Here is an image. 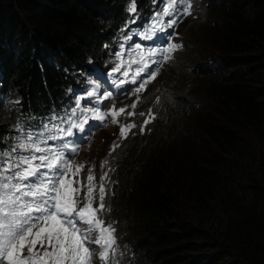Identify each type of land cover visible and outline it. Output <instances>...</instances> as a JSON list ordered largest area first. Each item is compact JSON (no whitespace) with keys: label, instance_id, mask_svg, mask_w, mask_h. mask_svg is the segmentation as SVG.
<instances>
[{"label":"trees","instance_id":"trees-1","mask_svg":"<svg viewBox=\"0 0 264 264\" xmlns=\"http://www.w3.org/2000/svg\"><path fill=\"white\" fill-rule=\"evenodd\" d=\"M153 1L135 0L136 9L147 13ZM197 1L204 13H196L192 0L171 42L180 47L165 67L195 64L184 74L204 95L182 99L167 91L155 109L165 123L164 145L147 143L152 125L140 137L134 127L128 133L146 151L131 144L113 150L109 139L115 161L103 164L104 174L114 181L94 182L93 175V207L103 184L104 209L112 212L111 221L99 213L115 229L110 264H264V0ZM131 3L0 0V95L15 93L20 103L0 111V152L21 120L30 121L33 135L61 123L74 107L66 96L73 77L88 62L104 63ZM194 24L205 30L187 46L178 31ZM81 172L70 180L82 206L90 174ZM99 251L92 252V264H101Z\"/></svg>","mask_w":264,"mask_h":264},{"label":"snow or ice","instance_id":"snow-or-ice-1","mask_svg":"<svg viewBox=\"0 0 264 264\" xmlns=\"http://www.w3.org/2000/svg\"><path fill=\"white\" fill-rule=\"evenodd\" d=\"M127 11L136 12L135 0H132ZM190 14L191 0H168L162 13L154 15L152 25L140 38L150 40L158 32H166L161 17ZM177 22L175 18L169 19L167 27L171 28ZM129 23H135V18ZM171 37L172 34L168 33L169 42L166 46L148 49L146 55L133 61L138 67L133 69L130 64L121 73L125 79L113 78L112 84L117 88L125 83L136 84L134 91L141 92L150 79L158 74L159 66L169 60L171 53L180 47L170 42ZM126 39L131 40L132 37L127 36ZM135 48L142 53L145 51L139 44ZM157 56L161 58L156 59ZM152 64L158 67L149 71ZM121 67L122 64L116 65L113 71H119ZM129 72L135 74L129 76ZM100 87V83L93 82L86 93L75 100V106L61 118L59 125L51 128L44 126L45 131L54 133L53 135L45 137L43 133L33 135L31 132L24 135L23 126L18 124L17 131L21 135L17 137L15 147L8 152H0V264H92L94 249L90 247L91 244L100 246L101 264H110V256L115 254V229L110 225L104 226L103 220L99 218V213L105 208L104 185L99 186L100 203L98 207H93L96 188L92 184L94 177L90 174L87 193L81 206L78 199L80 189L72 187L74 181L68 180L67 176L70 171L72 175L78 174L83 165L73 166L66 157L64 150L69 149V143L56 148L45 146L49 139L77 137L78 133L84 135L77 138H90L97 126L89 124V120L104 122L107 115H112V122H118L116 116L125 113L126 109L120 108L117 111L114 107L111 113H104L100 104L111 98L113 93L105 91L101 94ZM90 97L94 98L92 106H83L81 101ZM131 107L135 109L136 104L133 103ZM127 115H135V112ZM147 123L149 120L144 121L145 125ZM65 124L67 127H64ZM134 127V123L122 125L121 138H126ZM143 131L144 128L141 127V133ZM118 146L114 144L113 150ZM70 151L77 153L78 147L73 146ZM93 232L98 233L94 240L91 239ZM37 245L40 247L37 248ZM111 264H115V261L112 260Z\"/></svg>","mask_w":264,"mask_h":264},{"label":"rangeland","instance_id":"rangeland-1","mask_svg":"<svg viewBox=\"0 0 264 264\" xmlns=\"http://www.w3.org/2000/svg\"><path fill=\"white\" fill-rule=\"evenodd\" d=\"M195 10L196 13H199L201 15L202 13H204L202 6L199 5V1L197 0L195 4ZM204 30L205 29L200 25L198 26L197 24H194L191 25L188 31L185 32L180 29L178 33L181 39L184 41L185 45L189 46L194 37L196 35H201ZM185 41H188V43H186ZM206 50H208V48H206ZM165 66L166 64L161 68L155 78H152L149 83L146 84L145 88L141 92L136 93L135 91H132L127 97L119 99L112 104V106L115 108H126L127 111L122 116H120V118L117 120V123L112 122L111 124H109L108 127L102 130L96 136V138L90 141V143L83 149L82 153L78 156L77 160L74 163V166L83 165L81 174H91L92 176L96 175V180H94V182H97L98 178L104 177V182L111 183L112 181H114L112 174L110 173V175L108 176L104 174L109 172L108 169H104V165H112V163L115 161L112 155H110L111 153L107 150V141H109V138L113 139L116 144H121L119 147L124 146V148H126V145L131 144L142 151H146V149H144V144L140 140H138L139 138H136L135 135H130L131 132L127 133L126 138H121L120 128L122 125H126L128 122L135 123L136 128L134 130L138 131L137 137L145 136L146 132L144 133V131H147L148 128L152 125V129L148 130L147 132L149 137L147 143H149L150 141L154 142L155 140H158L164 145L167 139V135L165 130V123L161 122V118L158 116L157 110H155H160L159 107L156 106L157 99H164L167 95V91L170 92L171 90H174V92L178 93V95H180L182 99H190V96L193 97L194 100L198 99V97L194 98V93L201 96L204 95L202 91L203 88L196 87L195 85L197 84L196 82H194V79L192 77H187L184 74L185 72H187L188 68L193 69L195 64H190L182 67L181 65H179V62H176L167 68ZM11 94L12 97L8 96L6 103L3 106H0V111L9 109L11 105H13V103H17V106H20V103H18L19 97L14 96L15 93ZM202 98L205 99V96ZM133 103L136 104L135 109L131 107ZM133 111L135 112V115H127V113ZM141 113H144V115H140ZM145 120H149V123H147L146 125L144 124ZM141 127L144 128L143 133H141ZM82 154H84L83 157ZM139 156L140 153L136 155V158H138ZM163 162L165 161L163 160ZM89 170H91V172ZM114 200L115 198L106 200L107 205H110ZM116 201H119V199H116ZM104 213H106V220H113V218L110 217V215L112 214L111 211H108V209H104ZM113 217L114 219L118 218L117 214H115L114 212ZM121 242H126L124 237L121 239ZM39 247L40 245H37V248Z\"/></svg>","mask_w":264,"mask_h":264},{"label":"bare ground","instance_id":"bare-ground-1","mask_svg":"<svg viewBox=\"0 0 264 264\" xmlns=\"http://www.w3.org/2000/svg\"><path fill=\"white\" fill-rule=\"evenodd\" d=\"M176 32H177V30H176ZM178 40V39H177ZM186 42V41H185ZM186 43H188V41L186 42ZM179 49V48H178ZM174 57V56H173ZM178 57V56H177ZM170 64V63H169ZM174 64V63H173ZM162 76V75H161ZM49 107H51V106H49ZM156 108V107H155ZM55 114V113H54ZM12 115V114H11ZM46 116V115H45ZM34 119V118H33ZM11 120V119H10ZM14 121V120H13ZM57 121V120H56ZM157 121V120H156ZM55 122V121H54ZM110 139V138H109ZM114 152V151H113ZM111 155V154H110ZM109 155V156H110ZM104 159V158H103ZM112 163V162H111ZM107 165V164H106ZM119 230V229H118Z\"/></svg>","mask_w":264,"mask_h":264}]
</instances>
